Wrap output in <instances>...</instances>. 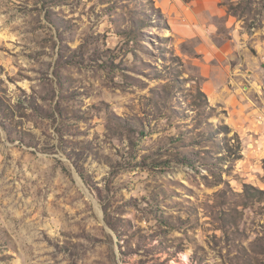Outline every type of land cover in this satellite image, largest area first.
<instances>
[{
  "label": "rangeland",
  "instance_id": "rangeland-1",
  "mask_svg": "<svg viewBox=\"0 0 264 264\" xmlns=\"http://www.w3.org/2000/svg\"><path fill=\"white\" fill-rule=\"evenodd\" d=\"M0 264H264V0H0Z\"/></svg>",
  "mask_w": 264,
  "mask_h": 264
}]
</instances>
